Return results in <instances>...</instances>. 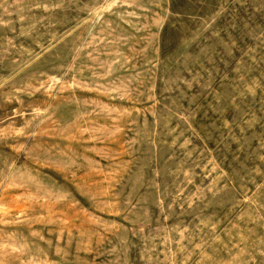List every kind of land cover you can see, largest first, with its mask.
<instances>
[{"label": "rangeland", "instance_id": "obj_1", "mask_svg": "<svg viewBox=\"0 0 264 264\" xmlns=\"http://www.w3.org/2000/svg\"><path fill=\"white\" fill-rule=\"evenodd\" d=\"M0 264H264V0H0Z\"/></svg>", "mask_w": 264, "mask_h": 264}]
</instances>
